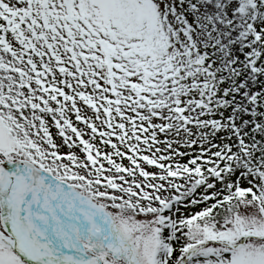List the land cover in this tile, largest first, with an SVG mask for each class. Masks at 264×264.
Masks as SVG:
<instances>
[{
    "label": "snow or ice",
    "instance_id": "snow-or-ice-1",
    "mask_svg": "<svg viewBox=\"0 0 264 264\" xmlns=\"http://www.w3.org/2000/svg\"><path fill=\"white\" fill-rule=\"evenodd\" d=\"M0 264H264V0H0Z\"/></svg>",
    "mask_w": 264,
    "mask_h": 264
}]
</instances>
